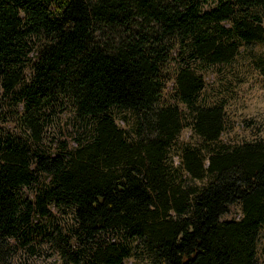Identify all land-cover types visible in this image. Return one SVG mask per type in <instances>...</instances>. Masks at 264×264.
<instances>
[{
	"label": "trees",
	"instance_id": "1",
	"mask_svg": "<svg viewBox=\"0 0 264 264\" xmlns=\"http://www.w3.org/2000/svg\"><path fill=\"white\" fill-rule=\"evenodd\" d=\"M263 12L264 0H0V122L13 116L25 135L0 133V264H30L16 250L40 243L61 264L133 253L145 264H261L264 137L220 142L224 102L201 96L196 70L264 43ZM67 108L77 143L49 153L44 129ZM112 108L134 114V138ZM184 127L200 144L182 147L177 173L166 152ZM234 203L239 218L222 220ZM55 214L71 219L66 230Z\"/></svg>",
	"mask_w": 264,
	"mask_h": 264
},
{
	"label": "rangeland",
	"instance_id": "2",
	"mask_svg": "<svg viewBox=\"0 0 264 264\" xmlns=\"http://www.w3.org/2000/svg\"><path fill=\"white\" fill-rule=\"evenodd\" d=\"M262 25L264 26V12L262 14ZM29 58H33L31 53ZM203 78L204 89L201 93L207 101L224 102L225 129L220 135V142L236 145L241 142L251 141L256 137H264V43H253L240 46L238 54L230 63L221 66L202 67L196 70ZM24 79L30 74L29 68L24 69ZM171 82H167L162 92L164 103H172ZM180 110L183 107L177 103ZM20 107L17 108L19 110ZM111 115L116 126L126 132L129 138L135 137L137 119L129 110L112 108ZM5 121L0 122V133L7 132L18 138H24V133L19 130L13 116L7 115ZM79 119L70 108L53 116L52 122L44 129L42 142L38 146L49 153L59 150L61 143H65L66 149L75 147L77 143V130ZM200 140L184 127L175 137L166 152V163L178 173L179 154L183 146H199ZM182 175V174H181ZM204 181H196L194 185L200 186ZM53 213V212H52ZM54 215V214H53ZM240 207L238 203L227 207L222 220L238 219ZM53 224H59L64 230L71 224L69 217H58ZM44 222V220H40ZM116 240L115 235H111ZM264 246H258V255L261 264L264 257L261 253ZM26 259L30 264H61L57 256L44 243L34 246L33 253L22 249L16 250L15 261ZM123 264H145L141 254L133 253Z\"/></svg>",
	"mask_w": 264,
	"mask_h": 264
}]
</instances>
